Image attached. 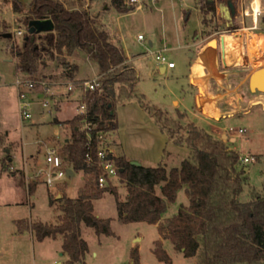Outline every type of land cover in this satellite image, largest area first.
<instances>
[{
	"label": "rangeland",
	"instance_id": "obj_1",
	"mask_svg": "<svg viewBox=\"0 0 264 264\" xmlns=\"http://www.w3.org/2000/svg\"><path fill=\"white\" fill-rule=\"evenodd\" d=\"M64 2L70 8L89 9L109 30L112 41L124 48L129 55V64L133 59V64L139 72L138 93L144 94L147 102L167 111L170 120L183 124L184 128L178 136L186 135V129L191 123L185 125L186 114L184 112L178 114V109H187L192 115L182 87L187 85L185 77L192 53L198 49L195 44L196 37L200 34L203 37L215 34L223 35L222 38L225 39L226 33H235L241 31L243 27H251L247 32L254 40L257 39L255 34L264 32V0H260L262 7L257 18L259 25L257 28L254 27V0H213L216 6L214 11L208 8L201 9L200 0L156 2L143 0V4L135 5L122 2L123 6L129 9L127 12L118 11L112 0H64ZM229 2L235 4L232 9ZM21 3L26 12L31 0H21ZM25 12L15 11L13 0H0V23L7 25L0 26V264H51L53 261L66 264L68 254L63 251L61 234L39 240L34 230L22 231L18 223L22 219L24 225H29L35 220L59 222L63 210L56 201L58 194L78 196L88 189L89 182L82 177L81 171L76 170L75 176L58 180L61 182L55 188L54 185L49 186L43 182L39 170L45 166L47 149L52 146L61 149L66 139L71 136V126L66 121L78 112L81 101L79 95L82 91L78 90L80 92L73 94L63 93L66 83L71 79L98 76L101 70L98 62L91 59L82 49H77L71 55L61 56L69 63L76 64L77 70L73 78L63 75L66 64L60 59L49 60V65L45 68L41 65L47 82L56 83L47 91V94L53 95L56 101H50L48 106H43L39 102L34 103L31 107L33 117L22 121L15 81L20 76L29 75L17 71L18 58L13 53L12 46L22 44L27 33ZM185 12H188V18L185 17ZM21 29L22 32H18ZM4 31L11 33L7 34L12 40L1 33ZM139 34H143L144 38L140 39ZM225 47L224 42V49ZM165 48L167 62L174 61L177 67L169 68L167 72L162 73L156 54ZM256 63L258 66L262 65L260 61ZM45 93H39L38 88L37 101L45 97ZM135 99L140 102L137 97L125 99L124 102ZM177 99L181 100L180 105L176 103ZM162 122L170 123L165 117L162 118ZM202 122L203 126L206 125L205 128L209 126L205 119ZM240 126L246 127L247 131L243 137L239 136L237 141L232 142L233 146L241 152L240 154L258 155L257 160L247 163L251 168L245 175L244 190L239 197L240 206L249 210L247 217L245 216L247 223H244V233L246 239L253 241L258 248H264V199L253 200L252 197L258 194L264 197L262 121L243 120L235 125L236 128ZM207 129L211 130L212 127ZM112 135L116 137V132ZM116 151L118 154L121 153L117 146ZM182 159L169 155L166 161L167 168L170 170L173 166L179 165ZM200 161L203 170L211 175L213 167L203 157ZM241 165L243 163L240 159L237 165L239 171ZM113 181L112 184L117 186L118 196L123 198L127 188L125 180L122 177H115ZM33 182L36 183V189L31 193L28 184ZM50 194L54 195V204L50 203ZM185 197V193L180 191L178 199L170 203L163 214L162 222L167 223L169 217L178 211L180 202L185 200ZM251 211H255L256 216ZM95 213L102 217H110L115 233L100 235L94 227L83 222L82 235L90 245L86 255L87 264H133L131 256L133 247H139L140 264H167L160 260L154 251L160 238L162 245L171 254L173 264L195 263L194 256H186L175 248L170 239L162 237L158 224L147 221L123 222L118 217L117 199L112 190L104 191L103 196L96 199ZM93 250L97 253L93 254Z\"/></svg>",
	"mask_w": 264,
	"mask_h": 264
},
{
	"label": "trees",
	"instance_id": "obj_2",
	"mask_svg": "<svg viewBox=\"0 0 264 264\" xmlns=\"http://www.w3.org/2000/svg\"><path fill=\"white\" fill-rule=\"evenodd\" d=\"M112 1L118 11L129 10L121 0ZM199 3L203 10L216 9L213 0H200ZM13 4L15 11L25 12L21 0H13ZM229 6L232 9L235 4L229 2ZM25 13L27 33L22 44L12 46L18 58L17 71L28 74L34 80H42L46 74L41 65L45 68L49 60L60 59L66 64L63 75L73 78L76 64L69 63L61 56L82 49L98 62L101 77L95 89H87L83 94L82 102L86 104V110L77 112L66 121L71 126V136L60 149L62 156L75 170H84L86 181L89 182L88 189L78 196L63 193L56 197L63 210L59 222L35 220L24 225L22 219L18 223L20 230H34L39 240L61 234L63 251L68 254L66 264H87L86 255L90 246L82 235L83 222L94 227L100 235L115 233L112 219L95 213L94 200L110 189L116 195L118 217L123 222L147 221L158 224L162 237L170 239L175 248L186 256H194V264H264V248H258L253 241L240 234V226L246 220L238 202L244 190V177L237 168L240 153L229 149L225 139L194 122L187 127L186 135L178 136L184 128L183 124L170 120L167 111L147 102L145 95L138 93L137 69L128 63L124 48L112 41L109 30L89 9L70 8L64 0H31ZM187 15L188 12H185L188 18ZM40 23H43L44 28H39ZM1 33L12 40L8 31ZM134 97L139 98L141 105L174 141L192 148V156L184 157L179 165L169 170L163 162L146 165L139 160L134 162L135 159L124 153L118 154L119 174L125 180L128 191L126 199H121L117 186L111 184L101 188L96 181L101 173L99 132L108 131L111 144L119 147L117 134L116 137L112 135L119 129L117 106L125 99ZM163 117L170 123H163ZM83 120L95 125L91 137L82 128ZM88 154L92 160H88ZM201 157L213 167L211 175L203 170ZM28 188L31 193L34 192L36 183H29ZM182 188L189 196V203H181L167 223L162 222L163 214L170 203L177 200ZM50 203H55L52 194ZM154 251L160 260L173 264L172 256L162 245L161 238L157 240ZM131 256L133 264L141 263L139 247H133Z\"/></svg>",
	"mask_w": 264,
	"mask_h": 264
},
{
	"label": "crops",
	"instance_id": "obj_3",
	"mask_svg": "<svg viewBox=\"0 0 264 264\" xmlns=\"http://www.w3.org/2000/svg\"><path fill=\"white\" fill-rule=\"evenodd\" d=\"M254 27L257 28L259 25H254ZM250 28L243 27L239 32L226 33L225 39L222 38L223 35L215 34L207 37H203L200 34L196 37L195 44L198 46V49L192 53L193 56L185 77L187 85L186 87L184 85L182 87L185 93V100L189 103L192 110V115H190L187 109H178V114L179 112L186 114L187 122L185 125H188L190 122L196 123L206 131L225 139L227 145L229 144V148L238 152L240 151L235 149L232 142L237 141L239 136L243 137L247 128L240 126L246 128V130L239 132L237 129L240 127L236 128L235 125L243 120L252 119L253 121L254 119H260L264 132V91L260 89L254 90L250 84L252 73L258 68H264V32L255 34L257 39L253 40L250 38V33L247 32ZM254 41H257L259 44L258 53L256 54L252 52ZM224 42L226 43L225 49ZM150 43L153 44L152 41ZM257 61H260L262 65L258 66ZM130 63L134 66L133 59L132 62L130 60ZM175 67H177V64L174 67L160 64L159 70L165 73L169 68ZM197 93H202V95L210 99L216 108V114L210 115L196 108L195 98ZM176 103L180 105L181 100L177 99ZM202 104L206 110H214L205 98H202ZM117 111L119 129L116 134L120 142L118 148L121 153L146 165H156L160 162L166 164L169 155H173L175 158L180 157L181 159L192 156V148L185 143L181 144L174 141L162 129L160 124L158 125L156 118L137 99L120 102L117 106ZM204 119L209 124L206 128V125L203 126L204 123L202 122ZM211 127V130L207 129ZM232 127L236 131H230ZM256 156L257 160L258 155ZM240 168V172L244 180H246L245 175L251 166L243 164ZM58 185L59 183L55 188ZM256 188L262 189L260 187ZM180 191L186 195L185 200L181 201L180 204H188L190 200L185 188L180 189ZM127 194L126 188L121 199H126ZM251 194H253L252 191ZM61 195L58 194L57 197ZM252 197L253 200L264 199L262 194H258L257 196L252 195ZM242 209L244 215L247 217V211L249 210H246L244 207ZM255 211H251L254 216H256L255 213L257 212ZM245 224L240 226V234L247 238L244 233ZM96 253L93 250V254Z\"/></svg>",
	"mask_w": 264,
	"mask_h": 264
},
{
	"label": "built area",
	"instance_id": "obj_4",
	"mask_svg": "<svg viewBox=\"0 0 264 264\" xmlns=\"http://www.w3.org/2000/svg\"><path fill=\"white\" fill-rule=\"evenodd\" d=\"M125 4L135 5V4H143V0H121ZM157 1V0H153ZM255 26H257L258 21L255 18ZM18 32H22V29ZM139 38L143 39V34H139ZM165 49L159 50L156 54V59L160 64H167L169 67H174L176 63L174 61L167 62V56L164 54ZM101 74L92 78H82V79H71L68 81L64 87L63 93L73 94L75 92L82 91L80 105L78 107V112H83L86 110V104L82 102V97L87 89H95L99 85V78ZM16 84L18 87V98H19V112L22 121L30 120L33 117V112L31 107L34 103L39 102L42 103L43 106H48L50 101H56L53 95L47 94V91L50 89L51 85H56V83H52L50 81L47 82L46 79L42 80H34L28 76L25 77H18L16 79ZM45 93V97H43L40 101L36 96V92ZM82 128L87 130L89 136H92V129L94 128V124H92L88 120H83L81 122ZM239 132H244L246 128L240 127L237 129ZM230 131H236L234 127L230 128ZM99 135L101 137V143L98 149V157H99V168L101 169V173L97 177V184L101 188H107L109 185L114 183L115 177H121L119 174V165L117 163L116 156L118 155L116 151V146L111 144L109 132L108 131H100ZM257 156L255 154H240V159L243 164H247L250 161L256 160ZM88 160H92V156L88 154ZM72 167L74 170L75 176L76 170L74 167L62 156L60 153V148L56 146L49 147L45 153V166L39 170V175L42 177L43 182L47 185H54L56 186L64 177H69L68 168ZM85 178L84 170H80ZM51 264H59L57 261L51 262Z\"/></svg>",
	"mask_w": 264,
	"mask_h": 264
},
{
	"label": "water",
	"instance_id": "obj_5",
	"mask_svg": "<svg viewBox=\"0 0 264 264\" xmlns=\"http://www.w3.org/2000/svg\"><path fill=\"white\" fill-rule=\"evenodd\" d=\"M43 27H44L43 23H40L39 28L42 29ZM8 34L10 35L11 33L9 32ZM250 84L254 90L260 89V90L264 91V68H258L252 73L251 79H250ZM201 95H202V93L196 94V98H195L196 108L202 112L213 115L214 114L213 110H206L203 107ZM134 162H139V161L134 160ZM68 174L70 176H72L74 174V170L72 167L68 168Z\"/></svg>",
	"mask_w": 264,
	"mask_h": 264
},
{
	"label": "bare ground",
	"instance_id": "obj_6",
	"mask_svg": "<svg viewBox=\"0 0 264 264\" xmlns=\"http://www.w3.org/2000/svg\"><path fill=\"white\" fill-rule=\"evenodd\" d=\"M254 6H253V8H254V12H253V15L255 16V18H258V15H259V12L261 11V7H262V5H261V2H260V0H254ZM258 49H259V44L258 43H254V44H252V52L253 53H258ZM202 98H205L209 103H210V105L212 106V108L214 109L213 111H214V114H216V108L214 107V105H213V103L210 101V99L209 98H207V97H205L204 95H201V99Z\"/></svg>",
	"mask_w": 264,
	"mask_h": 264
}]
</instances>
